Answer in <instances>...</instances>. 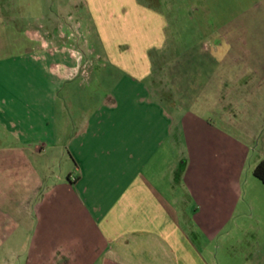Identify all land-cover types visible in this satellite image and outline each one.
Instances as JSON below:
<instances>
[{"label": "crops", "instance_id": "crops-1", "mask_svg": "<svg viewBox=\"0 0 264 264\" xmlns=\"http://www.w3.org/2000/svg\"><path fill=\"white\" fill-rule=\"evenodd\" d=\"M1 2L0 264H264V45L161 96L147 0Z\"/></svg>", "mask_w": 264, "mask_h": 264}, {"label": "rangeland", "instance_id": "rangeland-1", "mask_svg": "<svg viewBox=\"0 0 264 264\" xmlns=\"http://www.w3.org/2000/svg\"><path fill=\"white\" fill-rule=\"evenodd\" d=\"M0 1H2L1 4L3 2L10 3L13 10L34 14L36 11L34 2L38 0ZM147 1L154 5V10L164 16L162 31L165 38L163 45L161 48L152 47L148 50L153 68L152 85L157 95L163 96L165 93H170L169 91L165 92L167 88L165 85L173 84L174 86L175 81L181 79L184 81H194L196 79L205 81L209 78L211 72L197 70L196 64L214 65L220 60L219 56H216L217 59L215 57V60L208 53L199 52L203 41L205 47H216L218 45L221 49L226 48V45H222V43L223 41L227 42V40L235 48L253 47L256 49L254 51H258L264 45V39H262L264 36V0ZM217 33L219 34L218 37L215 35ZM214 35L216 36L215 38L206 37H213ZM205 37L207 39H203ZM220 37L222 38L220 39ZM241 56L243 57V55ZM238 59L239 57H237L236 61ZM229 72L224 67L214 72L223 81L221 89L223 88L224 92L233 83ZM251 80L259 82L260 77L256 75V72L249 71L241 82L249 85ZM238 94L235 91V95ZM261 98L263 99L264 97L259 94L253 101L259 102L258 100ZM260 105L263 108L264 104L260 103ZM261 110L264 111V108ZM261 114H264V112ZM250 121L254 124L259 122L258 119H250ZM47 169L49 174L58 171L59 162L52 163V166Z\"/></svg>", "mask_w": 264, "mask_h": 264}, {"label": "trees", "instance_id": "trees-1", "mask_svg": "<svg viewBox=\"0 0 264 264\" xmlns=\"http://www.w3.org/2000/svg\"><path fill=\"white\" fill-rule=\"evenodd\" d=\"M253 174L264 183V159L260 160L254 167Z\"/></svg>", "mask_w": 264, "mask_h": 264}]
</instances>
